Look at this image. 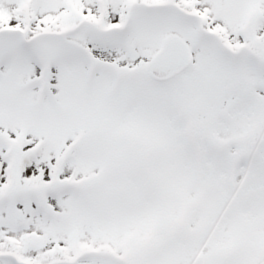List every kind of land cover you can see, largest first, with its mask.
<instances>
[{"label":"snow or ice","instance_id":"6c2138e0","mask_svg":"<svg viewBox=\"0 0 264 264\" xmlns=\"http://www.w3.org/2000/svg\"><path fill=\"white\" fill-rule=\"evenodd\" d=\"M0 264H264V0H0Z\"/></svg>","mask_w":264,"mask_h":264}]
</instances>
